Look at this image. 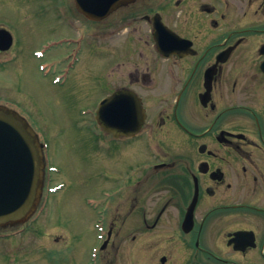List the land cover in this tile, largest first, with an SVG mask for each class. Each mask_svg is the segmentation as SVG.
Returning <instances> with one entry per match:
<instances>
[{"label":"flooded vegetation","instance_id":"flooded-vegetation-1","mask_svg":"<svg viewBox=\"0 0 264 264\" xmlns=\"http://www.w3.org/2000/svg\"><path fill=\"white\" fill-rule=\"evenodd\" d=\"M76 1L55 2L81 31L66 64L93 55L101 97L126 90L142 105L133 134L91 123L95 151L120 163L104 263L264 264V0H118L96 20L86 11L105 0ZM15 13L0 14V104L23 115L6 72L22 52Z\"/></svg>","mask_w":264,"mask_h":264},{"label":"rangeland","instance_id":"rangeland-1","mask_svg":"<svg viewBox=\"0 0 264 264\" xmlns=\"http://www.w3.org/2000/svg\"><path fill=\"white\" fill-rule=\"evenodd\" d=\"M57 1L0 0L3 19L15 11L26 13L21 28L12 26L22 52L6 72L13 81V96H21L27 120L46 143L56 168L51 172L53 184H58L54 194H42L33 221L12 229L13 236L9 231L8 238H0L1 252L8 239L14 247L12 262L3 252L0 264H93L94 222L118 216V156L95 151L96 131L91 126L94 103L102 96L104 67L95 58L91 61L89 53L86 58L81 55L79 68L66 64L73 33L81 31L73 30L69 17H56ZM34 49H41L42 56L34 57ZM102 254L96 264H105Z\"/></svg>","mask_w":264,"mask_h":264},{"label":"water","instance_id":"water-1","mask_svg":"<svg viewBox=\"0 0 264 264\" xmlns=\"http://www.w3.org/2000/svg\"><path fill=\"white\" fill-rule=\"evenodd\" d=\"M113 1L105 0V6ZM88 11L96 17L103 14L104 8ZM130 111L136 113L138 125L141 120L136 98L129 92L119 91L101 101L96 119L105 128V122L123 121L120 116ZM107 128L114 133L120 131L112 126ZM38 145L37 137L27 123L14 112L0 107V225L24 220L35 206L43 167Z\"/></svg>","mask_w":264,"mask_h":264}]
</instances>
